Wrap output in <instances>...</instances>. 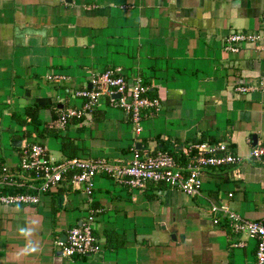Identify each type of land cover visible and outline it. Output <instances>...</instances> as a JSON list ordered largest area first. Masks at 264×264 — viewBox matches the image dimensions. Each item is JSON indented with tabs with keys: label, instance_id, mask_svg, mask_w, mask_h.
Here are the masks:
<instances>
[{
	"label": "crops",
	"instance_id": "obj_1",
	"mask_svg": "<svg viewBox=\"0 0 264 264\" xmlns=\"http://www.w3.org/2000/svg\"><path fill=\"white\" fill-rule=\"evenodd\" d=\"M263 14L264 0H0V163L16 165L25 142L48 147L40 116L54 131L55 161L124 163L140 146L185 164L183 149L201 141L226 142L246 158L239 178L232 166L203 170L196 196L163 184L131 189L97 175L91 201L60 185L36 205L0 206V264H256L255 240L233 232L222 214L214 224L210 205L225 202L247 220L264 218V165L248 159L264 145V50L222 48L231 32L259 30ZM114 67L160 100L142 133L105 100L92 122L59 129L58 111L70 105V94ZM51 73L68 79L49 82ZM251 85L258 89L236 91ZM29 108H37L35 119L26 116ZM90 208L97 210L100 252L63 256L56 241Z\"/></svg>",
	"mask_w": 264,
	"mask_h": 264
},
{
	"label": "built area",
	"instance_id": "obj_2",
	"mask_svg": "<svg viewBox=\"0 0 264 264\" xmlns=\"http://www.w3.org/2000/svg\"><path fill=\"white\" fill-rule=\"evenodd\" d=\"M222 48L238 54L247 47L264 50V14L262 26L255 32L235 31L223 37ZM67 76L51 73L46 80L55 84L67 81ZM90 87L74 91L79 98V106L68 105L58 111L57 127L64 129L70 121L90 123L94 111L106 99L111 107L125 113L132 124L134 134L142 133V120L158 112L161 104L157 97L149 96L150 86L141 80L128 83L119 67L108 68L91 74ZM262 89V85L260 84ZM258 87L255 85L238 87L240 94H248ZM118 95V98H113ZM62 102L61 98H58ZM185 164H180L168 152L157 151L143 154L135 147L131 158L124 163L109 162L104 158H72L55 161L46 146L35 142H25L19 150L16 165L0 163V206L36 205L50 190L68 185L72 190L85 195L91 201L94 179L103 175L118 184L131 189L144 190L148 184H163L176 188L188 196L200 194L202 172L208 168L233 167L234 178H239V168L244 157L230 152L226 142H197L183 149ZM248 159L264 165V145L253 147ZM231 198L232 194H228ZM96 209H89L87 216L66 233L65 242L56 241V246L65 257L88 256L100 252L99 240L94 234ZM214 215L213 223L218 224V214L228 220L235 233H245L255 240L256 264H264V218L250 221L232 211L225 202L210 205Z\"/></svg>",
	"mask_w": 264,
	"mask_h": 264
},
{
	"label": "rangeland",
	"instance_id": "obj_3",
	"mask_svg": "<svg viewBox=\"0 0 264 264\" xmlns=\"http://www.w3.org/2000/svg\"><path fill=\"white\" fill-rule=\"evenodd\" d=\"M103 64L102 63H100L99 64V67H103L102 66ZM74 92L72 93V94H70V100H71V102H70V104L71 105H76V106H79L80 105V103H81V100L79 99V98H74ZM110 109H113V108H110ZM116 111L117 112H119V113H123V111L122 110H120V109H117L116 108ZM38 120L41 122L40 123V125H39V129H40V132L42 133V135L44 136V135H46V136H48V138L47 139H49L50 140V144L48 145V151L50 152V155L54 158V131L53 132H48L47 130H46V126H45V119L42 117V116H40L39 118H38ZM18 121V120H17ZM15 124V126H17L18 127V132H20L21 130H20V125L19 124H17V123H14ZM130 125H131V127H132V124H131V122H130ZM29 128L31 129V127L29 126ZM133 130V129H132ZM63 133V132H62ZM3 142H4V145L6 146H4V148L7 150V151H10V149H11V144L9 143L8 144V137H4V140H3ZM7 157V156H6ZM83 157V156H82ZM7 158H9V157H7ZM18 160H19V158H18ZM12 161H15L13 158H12Z\"/></svg>",
	"mask_w": 264,
	"mask_h": 264
},
{
	"label": "trees",
	"instance_id": "obj_4",
	"mask_svg": "<svg viewBox=\"0 0 264 264\" xmlns=\"http://www.w3.org/2000/svg\"><path fill=\"white\" fill-rule=\"evenodd\" d=\"M102 100H105V101H107L106 99H102ZM101 100V101H102ZM107 103H108V101H107ZM109 104V103H108ZM110 106V105H109ZM37 111V108L35 109H33V108H29V109H27L26 110V116H28V117H32V119L34 118H36L37 117V115L36 114H34V111ZM52 118L54 119V115L52 116ZM213 143H216V142H213ZM66 147H68V144H63V150H66Z\"/></svg>",
	"mask_w": 264,
	"mask_h": 264
},
{
	"label": "water",
	"instance_id": "obj_5",
	"mask_svg": "<svg viewBox=\"0 0 264 264\" xmlns=\"http://www.w3.org/2000/svg\"><path fill=\"white\" fill-rule=\"evenodd\" d=\"M91 85H89L88 87H90ZM113 98H118V95H114L113 96ZM20 141H17V142H13V146L14 147H20ZM137 149H140V146H137ZM65 240H66V235H63V236H61V238H60V241L61 242H65Z\"/></svg>",
	"mask_w": 264,
	"mask_h": 264
},
{
	"label": "clouds",
	"instance_id": "obj_6",
	"mask_svg": "<svg viewBox=\"0 0 264 264\" xmlns=\"http://www.w3.org/2000/svg\"><path fill=\"white\" fill-rule=\"evenodd\" d=\"M20 233H21L22 235H28V234H29L28 230H27V229H24V228H21V229H20ZM32 251H35V249L33 248Z\"/></svg>",
	"mask_w": 264,
	"mask_h": 264
}]
</instances>
